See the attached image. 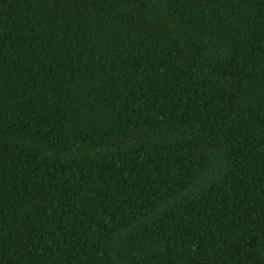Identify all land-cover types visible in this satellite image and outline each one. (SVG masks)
<instances>
[{"label":"trees","instance_id":"obj_1","mask_svg":"<svg viewBox=\"0 0 264 264\" xmlns=\"http://www.w3.org/2000/svg\"><path fill=\"white\" fill-rule=\"evenodd\" d=\"M0 264H264V0H0Z\"/></svg>","mask_w":264,"mask_h":264}]
</instances>
